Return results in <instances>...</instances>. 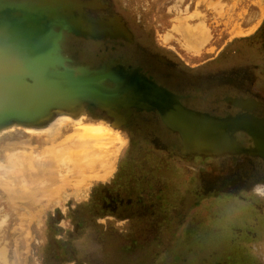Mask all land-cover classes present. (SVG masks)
<instances>
[{
    "label": "rangeland",
    "instance_id": "rangeland-1",
    "mask_svg": "<svg viewBox=\"0 0 264 264\" xmlns=\"http://www.w3.org/2000/svg\"><path fill=\"white\" fill-rule=\"evenodd\" d=\"M91 1L95 15L113 9L136 31L138 19L145 22L154 17L159 24L157 41L178 52L186 66L202 65L233 47L228 61L241 72L223 70L207 76L228 73L245 81L242 94L229 95L254 97L264 115V0H169L166 8L162 0ZM167 17L191 26L202 19L205 42L191 48L175 28L165 24L160 29V19ZM151 30L156 32L152 23ZM194 83L177 88L193 93ZM222 90L211 97L212 108L234 110ZM237 90L228 89L229 93ZM206 100L204 95L198 98L201 103ZM140 121L120 127L127 143L114 167L109 171L104 167L86 191H72L74 180L61 188L70 191L55 201L48 197L49 203L38 205L42 211L32 210L30 215L25 211L15 223L7 191L19 205L30 198L9 184L0 187V214L7 215L0 230L6 231L12 250H18V263L71 264L75 259L77 264H264L261 159L245 154L180 153L171 131ZM116 143L109 149L116 150ZM17 147L24 149L20 143ZM28 206L32 209L34 204Z\"/></svg>",
    "mask_w": 264,
    "mask_h": 264
},
{
    "label": "bare ground",
    "instance_id": "bare-ground-1",
    "mask_svg": "<svg viewBox=\"0 0 264 264\" xmlns=\"http://www.w3.org/2000/svg\"><path fill=\"white\" fill-rule=\"evenodd\" d=\"M92 2H87L86 5H83L84 11L93 17L102 15L101 18H104L103 14L95 15L96 12L92 9L95 5ZM213 5L215 6V4ZM68 16L69 14L63 11L58 15L60 19H65ZM105 20L108 21H100L97 23V27L92 21L84 22L83 28L80 27V21V26L76 30L65 31V34L70 36L74 42V46L61 48V53L68 54L71 58L65 60V63L70 67L69 71H59V73L57 71L54 74L44 72L47 74L44 76H56V82L58 83V85L50 86L59 94V98H56L52 108L49 109V106H46L44 112L48 110L42 117L37 119L11 121L0 126V187H6L3 184H9L13 190L23 193L27 196L26 198H30L26 204L23 201V204L19 205L8 195L11 191L8 190V193L6 192L9 204L13 208L15 223L19 222L17 221L18 219L21 220L22 213L24 214L25 211L29 212L28 215L31 214L30 211L32 210L42 211V208L40 209L38 205L43 206L49 203L50 201L46 200L48 197L50 200L55 201L62 194L70 191L66 187V191L62 189L74 180L76 182L72 191L76 193L81 192L80 190L86 191L91 181L100 178L99 172L104 167L108 168V171L111 167H114L119 151L127 143L123 132L124 128L117 127L123 119V113L131 112V114L133 113L131 117L134 118L139 112L143 111L139 117L154 120L158 125V122H161L159 110L156 107L168 105L165 103L170 99L169 93L154 87L149 81H146L140 75L141 73L138 72L139 70L150 79L152 78L140 67L135 65L129 67L125 62L106 54L105 51H110L113 46L119 47L118 45L123 43L125 46L120 48V52L128 55L131 47L127 43V35L121 30L122 26L118 22V18L111 16ZM97 28L101 31H97ZM177 30L191 48L200 46L206 40V35H204L203 31L205 30V22L202 19H200L197 26H191L183 22L177 25ZM64 39L67 41L66 36ZM72 47L74 49L70 50ZM109 60L123 63L131 69L129 70L131 71L129 72L130 74H127V76L134 80V84H122V86H132L135 90L129 89L128 93L135 95L140 93V97H134L130 101V98L124 94L126 100L117 99L119 101L116 102L120 105L112 104L110 100L116 98L110 96L107 90H119L120 87L117 83L110 81L111 79L108 76L106 77L107 74L112 72V70H107V66L112 65ZM95 69L102 70L105 73V80L100 81L99 84L95 78L91 80L89 75L85 73V71ZM115 70L117 69L115 68ZM117 72L116 76H122L123 70H118ZM61 76L63 78H60ZM204 81V86L207 87V90H203L202 87L198 86L194 89L192 97L204 95L207 96L206 101L201 103L198 98H193L191 101L182 97L178 101L182 104L192 102L196 106L202 107L206 112L209 110L214 111L210 102L211 97H213L210 94L211 91L218 93L224 87L241 91L247 89L242 81L233 78L211 76L205 77ZM91 83L95 85V92L90 87ZM70 91L89 94L88 96L91 98L95 96L97 97L96 100H103L108 105L99 106L95 104L94 98L92 99L94 101L91 99H73L68 95ZM227 98H232L236 104L242 103L239 100H245V98L237 96ZM227 102L231 103L230 101ZM133 104H137L140 107L149 106L153 110L135 109ZM248 104L253 105L254 102L250 100ZM173 105L175 107V101H173ZM244 105V103L241 104V106ZM167 110H170V107ZM220 110L223 109H217L215 112L223 113ZM114 111L116 112V118H110L106 113H114ZM245 112L241 107L226 111L223 116L228 117V119L220 123L221 129L224 128L227 134L236 136L235 139L238 145L245 147L249 143H253V139L246 134V131L241 130V127H246L252 132L253 127L256 130L254 138L257 137L258 142H260L257 146L259 148L263 146L264 148L263 112L260 111L261 114L258 115H263V117L256 119L257 121H254L253 115H247ZM234 126L236 127L235 129ZM216 131L218 134H216ZM213 134L220 135L215 136L214 141L225 139L223 132L219 129H214ZM114 141L118 142L116 143V150L114 148L109 149V147L113 146L111 144ZM19 143L24 149L26 147L28 149H20L17 147ZM203 146H206V144L204 143ZM93 168L94 171L88 174L87 172L93 170ZM138 168L140 167L138 166ZM28 202L34 204L32 209L29 208ZM2 216L3 214H0L2 219L0 225L5 223L7 217V215ZM5 233V230H0V264H19L17 261L18 250L16 248L12 250V242L8 241Z\"/></svg>",
    "mask_w": 264,
    "mask_h": 264
},
{
    "label": "water",
    "instance_id": "water-1",
    "mask_svg": "<svg viewBox=\"0 0 264 264\" xmlns=\"http://www.w3.org/2000/svg\"><path fill=\"white\" fill-rule=\"evenodd\" d=\"M87 2H91V0H0V126L11 121L37 119L42 117L48 110L44 112L46 106H49L50 109L55 104L59 94L50 86L58 85L56 76H44L47 75L44 72L54 74L57 71L58 73L59 71H69L70 67L65 63V60L71 58L68 54H62L61 48L74 46V42L70 36L65 34V31L76 30L80 26V21L81 28L84 27V22L92 21L97 27V23L100 21H108L105 20V17L101 18L102 15L93 17L85 12L83 5H86ZM61 11L66 12L69 16L60 19L58 15ZM56 12L57 14H55ZM49 13L51 14L49 15ZM114 16L118 18V22L122 26L121 30L127 35L126 38L131 39V33L127 26L117 14H114ZM97 31L101 30L97 28ZM65 36L67 41L64 39ZM73 49L74 47L70 50ZM109 61L112 65L107 66V70H112V72L107 74L106 77L108 76L111 79L110 81L117 83L120 87L119 90H107L110 96L116 98L110 100L112 104L120 105L116 101L126 100L125 95L130 98V101L134 97H140V93L137 95L128 93L129 89H134L132 86H122V84H134V80L127 76V74H130L131 71L129 70L131 69L115 60V62ZM99 69L85 71L89 78L91 80L95 78L98 84L100 81L105 80L104 71ZM118 70H123L120 77L116 76ZM138 72L154 87L169 93L170 99L165 103L168 105L156 107L159 110L162 122L158 123L159 126L172 132L173 140L180 153L199 155L245 154L264 161V148L263 146L260 148L257 146L260 142H258L256 136L254 138L256 130L253 127V132L246 127H241V130L246 131L247 133H245L253 139V143H249L245 147L238 145L235 139L236 136L227 134L224 128L221 129L220 123L228 119L223 115L230 110H220L223 113L215 112L217 109L206 112L202 107H198L192 102L182 104L178 99L182 97L192 101L195 98V96L192 97V92H178L150 79L142 71L139 70ZM60 78H63V76ZM90 87L94 92L96 91L93 83L90 84ZM100 87L102 88V86ZM69 93L68 95L73 99L92 100L94 98L95 101H92L95 104L99 106L108 105L103 100H96L97 97L93 95V98H91L88 96L89 94L82 92L70 91ZM232 96L243 97L245 100H239L242 103L236 104L232 98H227ZM224 99L225 102L230 101L233 107L244 109L247 115H253L254 121L263 117V115H258L261 112L257 110L261 103L254 97L229 95L225 96ZM250 100L254 102L253 105L248 104ZM173 101H175V107ZM258 102L259 104H257ZM243 103L246 106H241ZM133 106H135V109L153 110L149 106L140 107L137 104H133ZM169 107L171 111L167 110ZM106 113L110 118H116L115 111L114 113ZM132 114L131 112L123 113V119L117 127L120 128L131 121ZM214 129L221 130L225 139L214 141L215 136H220L216 135L218 134L217 131L216 134H213ZM204 143L206 146H203Z\"/></svg>",
    "mask_w": 264,
    "mask_h": 264
},
{
    "label": "flooded vegetation",
    "instance_id": "flooded-vegetation-1",
    "mask_svg": "<svg viewBox=\"0 0 264 264\" xmlns=\"http://www.w3.org/2000/svg\"><path fill=\"white\" fill-rule=\"evenodd\" d=\"M168 1L169 0H162L161 3L165 4L164 8H166ZM102 9H101V11H102ZM110 9H112V8H110ZM107 11H108L107 13H103V12L100 13L99 12L98 15L103 14L104 17L107 18V17H110L109 15H113L115 13V11L113 9L110 12H109V10H107ZM164 11L166 12V10H164ZM115 14H117V13H115ZM174 19H176V17L173 18V21L170 20L169 17H167L165 20L160 19V21H159V23H161L160 29H162L163 25L166 24V25H168L167 28H170V29L175 28L177 30V25L181 24V22L178 20H174ZM123 20L125 21L126 26L129 29V31L132 33V38L130 40L127 39V43L131 47L129 49L128 55L120 52V48L125 46L123 43L118 45L119 47L113 46L111 48L112 50L105 51L107 53V55L112 56L117 60L125 62L129 67H132L134 65L140 67L152 79H154V80H156L162 84H165L166 86H168V87H170V88H172L178 92H186V91H182L180 88H177V86L180 87V86H182V84L185 85L187 83H192L193 81H195L193 87L196 88V87L200 86L204 90L205 89L207 90V87L204 86L205 85L204 84L205 83V81H204L205 77H203V76H207L209 74L213 75V74H215L214 73L215 71L218 72V71H223V70L224 71H229V70L232 71L233 70V72H235V71L241 72V70H235L236 64H234V65L230 64V60L228 61V53H230V49H234L233 47L232 48L228 47L227 49L225 48L224 50L222 49L221 53H219V55L216 59H213V60L210 59L209 61L205 62L204 64L201 63L202 65L199 64L196 66H186L185 63L183 61H181V59L178 57V54H179L178 52L173 53L171 50L165 49L164 46L160 45L161 43H159L157 41L155 34L157 33V27L159 24H158V21L156 23H154V20H155L154 17H152V21H150L149 18L147 17L145 19V22H142V19H138L137 22L139 25V31L134 30L132 28V26L129 25V22L126 19H124V17H123ZM151 23L156 29V32H154V33L151 30ZM262 33H263V31H262ZM258 41L261 42V39L257 36V38L255 39V44L259 45ZM172 42H174L176 44L177 41L173 40ZM238 44H239L238 46H240L241 43H238ZM263 44H264V42H263ZM258 45H255V46H258ZM263 49H264V45H263ZM178 50L180 51V53L182 55L185 54V52L183 50H181L179 48H178ZM238 50L240 51L242 49L239 47ZM224 74H227V75H220V76H216V77L233 78V79L236 78L234 74L233 75H230L228 73H224ZM200 75H202V76H200ZM235 80H237V79H235ZM243 82L245 83V81H243ZM189 88H191V87H189ZM224 89H225V91H223ZM183 90H185V89H183ZM223 90H222V92L224 94L223 95L224 98H225V96H229V94H242L243 93V92H240L239 89L237 90V93H229L228 88H226V87H224ZM210 94L213 95V98H214L217 93H214L213 91H211ZM195 98H200V96L196 95ZM215 100H222V99L216 98ZM141 113H143V111L139 112L137 114V116L132 119V121H135V119L137 121L141 120L140 122H143L145 124H152L153 126L154 125L157 126V128H159V129L167 130L165 127L164 128L160 127L157 123L154 122V120L152 121L151 119H146V118L143 119V117H139ZM145 113H147V112H145ZM132 127H136V126L132 125ZM260 161L264 163V161H262V160H260ZM229 183L233 184L231 182H229ZM239 185H240V183H239ZM262 259L264 260V255L262 256ZM77 262L78 261H76L74 259L73 262H71V264H75V263L77 264ZM67 264H70V261H68ZM78 264H86V262L85 263L79 262Z\"/></svg>",
    "mask_w": 264,
    "mask_h": 264
},
{
    "label": "clouds",
    "instance_id": "clouds-1",
    "mask_svg": "<svg viewBox=\"0 0 264 264\" xmlns=\"http://www.w3.org/2000/svg\"><path fill=\"white\" fill-rule=\"evenodd\" d=\"M257 192L259 193L260 192V189H257Z\"/></svg>",
    "mask_w": 264,
    "mask_h": 264
}]
</instances>
